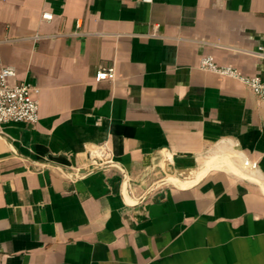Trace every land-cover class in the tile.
<instances>
[{"label": "crops", "instance_id": "crops-1", "mask_svg": "<svg viewBox=\"0 0 264 264\" xmlns=\"http://www.w3.org/2000/svg\"><path fill=\"white\" fill-rule=\"evenodd\" d=\"M208 54L264 78V0H0V68L40 89L0 125V264H264V102Z\"/></svg>", "mask_w": 264, "mask_h": 264}, {"label": "built area", "instance_id": "built-area-1", "mask_svg": "<svg viewBox=\"0 0 264 264\" xmlns=\"http://www.w3.org/2000/svg\"><path fill=\"white\" fill-rule=\"evenodd\" d=\"M43 18L51 19L52 14L43 13ZM76 26L81 27L77 20ZM262 49H260L261 51ZM199 67L218 75L237 79L248 87L262 102H264V78L259 75H246L233 65L219 64L213 55H204ZM114 67H100L95 74L96 81L114 80ZM40 89L31 83L16 80V68L5 65L0 68V125L10 121L36 123L39 120ZM86 171L98 168L119 167L114 159L107 141L94 143L87 150ZM82 173V172H80Z\"/></svg>", "mask_w": 264, "mask_h": 264}, {"label": "rangeland", "instance_id": "rangeland-1", "mask_svg": "<svg viewBox=\"0 0 264 264\" xmlns=\"http://www.w3.org/2000/svg\"><path fill=\"white\" fill-rule=\"evenodd\" d=\"M226 156H227V158L224 159V161H226L225 163L230 162L231 164H233V165L236 166L237 168L241 169L242 171H247V168H245V167L243 166V164H241V163L237 160L236 156H234L233 153L226 154ZM218 158H219V157H218ZM216 160H218V159H216ZM219 160H220V159H219Z\"/></svg>", "mask_w": 264, "mask_h": 264}]
</instances>
